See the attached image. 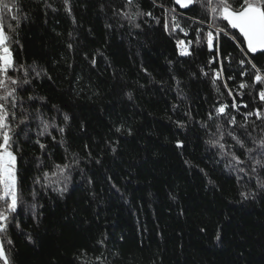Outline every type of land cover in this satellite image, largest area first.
<instances>
[{
    "label": "trees",
    "instance_id": "16d2710c",
    "mask_svg": "<svg viewBox=\"0 0 264 264\" xmlns=\"http://www.w3.org/2000/svg\"><path fill=\"white\" fill-rule=\"evenodd\" d=\"M5 2L16 7L0 24L23 66L10 74L30 80L13 121L27 117L21 204L0 233L10 264H264V86L239 87L254 70L236 42L223 37L219 57L196 44L208 12L174 0ZM172 8L187 36L165 29ZM178 39L193 41L190 55L178 57ZM254 62L264 75V55ZM221 136L224 149L209 143ZM56 165L69 167L53 175Z\"/></svg>",
    "mask_w": 264,
    "mask_h": 264
},
{
    "label": "snow or ice",
    "instance_id": "6c2138e0",
    "mask_svg": "<svg viewBox=\"0 0 264 264\" xmlns=\"http://www.w3.org/2000/svg\"><path fill=\"white\" fill-rule=\"evenodd\" d=\"M128 5L133 4V0H127ZM176 5H179L181 9H188L190 11H195L192 7L197 5L204 8L210 18L211 23H208L207 28L212 29L205 31L203 28H198L196 30L195 42L200 44L203 40L209 51L216 57L221 54L222 38L236 42V45L240 47L241 52L245 54V59L240 60L241 68L243 69L245 64L250 65L251 69L254 70L253 80L251 84L241 83L239 87L241 89L247 87H256L257 85L264 86V75H262V68L259 67L254 59L257 54L264 55V0H174ZM15 4L6 3L5 0H0V11L7 10L11 12L15 8ZM173 15L171 17V23H165L164 27L166 30L171 32H176L179 30L185 36L188 35V31L181 27L180 21L177 19L175 13L176 9L172 8L170 10ZM151 15V13H146ZM128 16V13H124ZM136 15H145V13L137 12ZM15 19V17H13ZM130 19H135V16H131ZM226 21V24H218L216 21ZM202 23V21H200ZM235 30V32L231 31ZM204 32L203 38L200 33ZM239 34V36L236 35ZM240 37L243 39L240 40ZM11 38L6 34L4 26L0 24V233L7 232L9 228L10 216L17 212L18 207L21 204L22 195V185L18 180L17 173V157L15 155V146L18 142V135L16 128L19 124H24L27 120L26 116H21L19 119V124L15 127L13 126V121L17 120V114L14 111L17 105L19 96L17 95L18 88H22L23 85L29 84L30 80L28 78V72L25 70L23 77L15 78L10 73L14 71H20L23 66H17L14 60L13 52L10 48ZM18 42V41H16ZM193 43L192 40H188L187 46L185 41L182 39L177 40V46L180 47L181 55H190L188 46ZM246 44V48L243 45ZM252 54L251 58L248 54ZM231 54H225V56L230 57ZM213 62H219L213 61ZM36 73V76L40 75V72L36 71L35 68L32 69ZM223 69L216 73V78L219 79L222 74ZM245 71L241 72V75H246ZM232 79V77H229ZM15 86V87H12ZM224 87H228L225 83ZM231 95V91H229ZM258 95L260 100L264 101V90H259ZM247 107V105H244ZM228 105H223L217 109L218 113L223 114ZM232 107H238L233 103ZM23 111V109H21ZM252 114V113H249ZM258 118H261V113H255ZM67 115L64 116V120H68ZM235 123V118L233 117L230 121ZM43 123V130L40 135H44L48 132L49 124L47 122ZM55 127V125H52ZM63 131V129H60ZM119 131V129H118ZM235 139V137H233ZM223 139L221 136L217 140H210L209 143L213 146H219L220 149H224L225 145L220 141ZM37 143H40L37 141ZM240 147H244V144L237 140ZM43 149L44 144H40ZM258 147L264 149V139L260 140ZM248 152L253 151V149H247ZM232 160L235 161L237 165L243 164L245 161L241 160L239 156L235 153L232 154ZM256 165L264 168V163L257 159L255 161ZM68 165H56L57 173L53 175H62L64 171L68 168ZM256 167L252 168L253 172H256ZM240 171H244L243 168ZM45 178L49 179L48 174L45 173ZM39 183V179L36 181ZM264 187V185H261ZM67 186L60 189L61 192L66 191ZM35 207V205H33ZM14 219V217H12ZM16 227H19L17 224ZM217 235V239H219ZM8 243H12L11 240ZM0 260L3 264H10V259L6 254L4 245L0 243Z\"/></svg>",
    "mask_w": 264,
    "mask_h": 264
},
{
    "label": "water",
    "instance_id": "95a60500",
    "mask_svg": "<svg viewBox=\"0 0 264 264\" xmlns=\"http://www.w3.org/2000/svg\"><path fill=\"white\" fill-rule=\"evenodd\" d=\"M174 5H175V7L177 8V9H179L180 11H182V12H186V11H188V9H181L180 7H179V5H176L175 3H174ZM226 22V21H225ZM235 31V30H234ZM238 34V33H237ZM239 35V34H238ZM242 38V37H241ZM243 39V38H242Z\"/></svg>",
    "mask_w": 264,
    "mask_h": 264
},
{
    "label": "built area",
    "instance_id": "2783aa9c",
    "mask_svg": "<svg viewBox=\"0 0 264 264\" xmlns=\"http://www.w3.org/2000/svg\"><path fill=\"white\" fill-rule=\"evenodd\" d=\"M210 30H212V29H210ZM180 51H181L180 47L177 46V54H178V57H182L183 56V55L180 54Z\"/></svg>",
    "mask_w": 264,
    "mask_h": 264
}]
</instances>
